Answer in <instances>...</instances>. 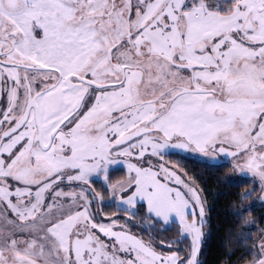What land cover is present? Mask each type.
Masks as SVG:
<instances>
[{
    "label": "snow or ice",
    "instance_id": "6c2138e0",
    "mask_svg": "<svg viewBox=\"0 0 264 264\" xmlns=\"http://www.w3.org/2000/svg\"><path fill=\"white\" fill-rule=\"evenodd\" d=\"M174 150L264 192V0H0V264H201L205 198ZM94 178L178 224L174 250L100 222Z\"/></svg>",
    "mask_w": 264,
    "mask_h": 264
},
{
    "label": "trees",
    "instance_id": "16d2710c",
    "mask_svg": "<svg viewBox=\"0 0 264 264\" xmlns=\"http://www.w3.org/2000/svg\"><path fill=\"white\" fill-rule=\"evenodd\" d=\"M171 156L179 160L188 176L204 190L208 210L204 230L208 235L201 250V264H244L251 261L252 257L249 253L253 251L261 230H264V203L254 205L242 216L237 213L245 209L247 201L252 198L241 201L238 194L246 193L247 185L253 187V182L233 180L230 175L232 170L230 162L212 163L183 153L179 155L174 153ZM126 174V168L114 167V170H110L111 182L116 183L125 179ZM93 184L105 198L104 220L112 216L116 217L122 224L129 226L135 234L151 242L158 250L162 252L174 250L160 247L158 241L181 239L178 224L156 223L149 218L146 206L141 204L137 211L130 214L117 204V201H111L110 194L104 190L101 182L93 179ZM254 190L256 193L258 187L256 186ZM109 201L111 203H108ZM97 219L100 220L99 217ZM188 243L189 241L185 240L182 244L176 245V248H187Z\"/></svg>",
    "mask_w": 264,
    "mask_h": 264
},
{
    "label": "rangeland",
    "instance_id": "374dc122",
    "mask_svg": "<svg viewBox=\"0 0 264 264\" xmlns=\"http://www.w3.org/2000/svg\"><path fill=\"white\" fill-rule=\"evenodd\" d=\"M177 151H179V150H174V153L175 152H177ZM180 154H182V152L180 153ZM183 154H186V155H188V156H191V157H196V158H198V159H200V160H203V161H210V162H212V163H229V162H231L232 161V158L231 157H223V156H220V157H216V158H213V159H210V158H207V157H204V156H202V155H200V154H193V153H183ZM165 160H167L168 162H169V166H171V164H178L180 167H182V165L179 163V160H177V159H174L173 158V156H166L165 157ZM127 162H131V163H136V159L135 158H133V159H131V160H129V161H126L124 164H122V165H116V166H113V167H118V166H122V167H124V168H126L127 169ZM232 164V163H231ZM231 168H232V170H231V177H232V179L233 180H235V181H241V180H243V181H250V182H253V187L251 186V185H247L248 186V189H247V191L246 192H254L253 190L256 188V186L258 187V191L256 192V193H254L251 197L252 198H250L248 201H247V204H246V208H252V207H254V205H257V204H259V203H264V200H262L261 199V197L262 196H264V192H262L261 190H260V188H259V179L257 178V177H253V176H250V175H247V176H240L238 173H236V171H235V169L233 168V166L231 165ZM185 171V170H184ZM126 176H127V174H126ZM187 178L189 179V180H194L192 177H190V176H188V174H187ZM124 179V178H123ZM123 179H121V180H123ZM196 186L198 187V188H200L201 190H202V193H203V197L205 198V194H204V190H203V188H201V186L196 182ZM93 187H94V184H93ZM75 190H78V189H75ZM65 191H69V188H67V187H65ZM110 199H112V197H110ZM111 201H117L116 203L117 204H119L122 208H127V211H129L130 212V214H133V212H135V211H137V209L139 208V205L141 204V205H143V206H146V204L144 203V202H138L134 207H131V206H126V205H121L120 203H119V197H117L115 200H111ZM205 209H206V221H207V218H208V210H207V208H206V199H205ZM127 214V213H126ZM112 219H116L117 220V218L116 217H111L110 219H102L100 222H103V223H105V224H109L110 222H111V220ZM118 221V220H117ZM205 223H207V222H205ZM171 224H173L172 222H169L168 223V225H171ZM120 226H124L128 231H129V233L131 234V235H134V236H136L137 238H141V239H143L145 242H149L148 240H146L143 236H138L137 234H135L132 230H130V228H129V226H127V225H125V224H122L120 221H118V224H117V226H116V228L114 229V230H120ZM204 232H205V239H204V241L206 240V238H207V235H208V233L204 230ZM101 238L102 239H105V240H107V238H105V237H103V236H101ZM181 239H182V237H181ZM260 239V237L259 238H257V240L256 241H258ZM202 247H203V245H202ZM156 250L157 251H160V250H158L157 248H156ZM160 252H162V251H160ZM120 256H125V254L124 253H120L119 254ZM201 257V256H200ZM200 257H199V259H200ZM244 264H250V261L249 262H247V263H244Z\"/></svg>",
    "mask_w": 264,
    "mask_h": 264
},
{
    "label": "flooded vegetation",
    "instance_id": "af4514ba",
    "mask_svg": "<svg viewBox=\"0 0 264 264\" xmlns=\"http://www.w3.org/2000/svg\"><path fill=\"white\" fill-rule=\"evenodd\" d=\"M95 179V178H94Z\"/></svg>",
    "mask_w": 264,
    "mask_h": 264
}]
</instances>
